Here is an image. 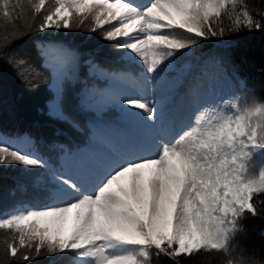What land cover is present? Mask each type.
Masks as SVG:
<instances>
[{
    "label": "snow or ice",
    "instance_id": "6c2138e0",
    "mask_svg": "<svg viewBox=\"0 0 264 264\" xmlns=\"http://www.w3.org/2000/svg\"><path fill=\"white\" fill-rule=\"evenodd\" d=\"M0 21V264H264V13L0 0Z\"/></svg>",
    "mask_w": 264,
    "mask_h": 264
},
{
    "label": "trees",
    "instance_id": "16d2710c",
    "mask_svg": "<svg viewBox=\"0 0 264 264\" xmlns=\"http://www.w3.org/2000/svg\"><path fill=\"white\" fill-rule=\"evenodd\" d=\"M245 3L248 5L249 11L253 13V15H256V13H264V0H246ZM225 23H227V20H225ZM4 26L2 21H0V38L4 35ZM255 39L252 40L247 47V53L248 56L251 58V60L256 64L257 66V72H259V65L261 63L262 58H264V48L261 47V41H260V34L254 33ZM39 98H33L31 103L35 104L38 103ZM199 258H193L192 261H188L187 264H195V261ZM208 258H203V260L206 262ZM44 264H46V258L44 261ZM162 264L164 262L162 261ZM213 264L215 262L213 261Z\"/></svg>",
    "mask_w": 264,
    "mask_h": 264
}]
</instances>
